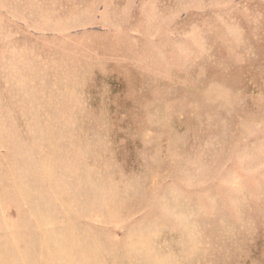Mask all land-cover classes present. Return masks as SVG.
Returning <instances> with one entry per match:
<instances>
[{
	"label": "rangeland",
	"instance_id": "rangeland-1",
	"mask_svg": "<svg viewBox=\"0 0 264 264\" xmlns=\"http://www.w3.org/2000/svg\"><path fill=\"white\" fill-rule=\"evenodd\" d=\"M0 264H264V0H0Z\"/></svg>",
	"mask_w": 264,
	"mask_h": 264
}]
</instances>
